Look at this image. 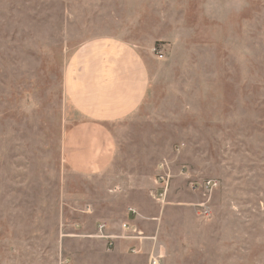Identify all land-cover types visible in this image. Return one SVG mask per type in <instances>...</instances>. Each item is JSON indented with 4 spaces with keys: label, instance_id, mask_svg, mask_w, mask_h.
Segmentation results:
<instances>
[{
    "label": "rangeland",
    "instance_id": "1",
    "mask_svg": "<svg viewBox=\"0 0 264 264\" xmlns=\"http://www.w3.org/2000/svg\"><path fill=\"white\" fill-rule=\"evenodd\" d=\"M97 37L134 45L150 87L87 176L62 158L80 119L63 73ZM125 222L138 254L97 236ZM154 246L161 264H264V0H0V264H148Z\"/></svg>",
    "mask_w": 264,
    "mask_h": 264
},
{
    "label": "crops",
    "instance_id": "2",
    "mask_svg": "<svg viewBox=\"0 0 264 264\" xmlns=\"http://www.w3.org/2000/svg\"><path fill=\"white\" fill-rule=\"evenodd\" d=\"M149 87V64L134 45L97 37L76 48L64 68L63 88L80 119L63 139L64 163L80 175L105 172L117 153L112 126L142 105Z\"/></svg>",
    "mask_w": 264,
    "mask_h": 264
},
{
    "label": "built area",
    "instance_id": "3",
    "mask_svg": "<svg viewBox=\"0 0 264 264\" xmlns=\"http://www.w3.org/2000/svg\"><path fill=\"white\" fill-rule=\"evenodd\" d=\"M160 57H163V55H160ZM156 178H157L158 188L155 193V196L165 203L170 189V174L166 170L165 165L163 163L159 165L158 174ZM193 185L194 187H198L201 185L206 189H214L215 187L218 186V182L216 180L209 179V180H205L203 183L200 184L197 183ZM136 213H137L136 210L133 211L131 210V215H136ZM203 213L207 216L209 215V211L205 208L203 209ZM106 227L107 225L105 223H99L98 224L99 233L97 234V236H99V238L105 239L109 246H114L117 240H121V241L140 240L139 243L141 245L142 244L141 240L144 239L142 232L137 231L136 229H132V225L130 222H125L122 224L121 233L107 234L105 233ZM129 250L134 254H138L142 251V248L139 246V244L138 245L130 244ZM164 256H165V251L163 249V246H160L159 248H156V246H154V249L149 256L148 264H161Z\"/></svg>",
    "mask_w": 264,
    "mask_h": 264
}]
</instances>
